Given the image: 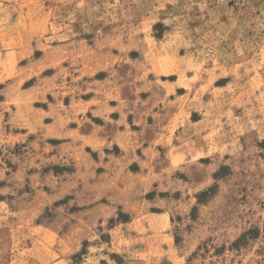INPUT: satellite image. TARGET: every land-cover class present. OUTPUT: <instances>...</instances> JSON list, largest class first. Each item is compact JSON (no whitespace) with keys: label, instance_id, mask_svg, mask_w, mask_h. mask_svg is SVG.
Instances as JSON below:
<instances>
[{"label":"rangeland","instance_id":"rangeland-1","mask_svg":"<svg viewBox=\"0 0 264 264\" xmlns=\"http://www.w3.org/2000/svg\"><path fill=\"white\" fill-rule=\"evenodd\" d=\"M0 264H264V0H0Z\"/></svg>","mask_w":264,"mask_h":264}]
</instances>
